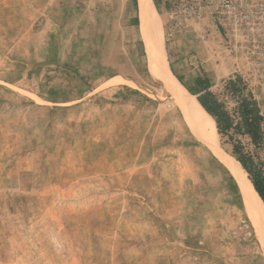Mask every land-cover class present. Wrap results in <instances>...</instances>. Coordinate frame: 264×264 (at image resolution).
<instances>
[{"label": "rangeland", "instance_id": "rangeland-1", "mask_svg": "<svg viewBox=\"0 0 264 264\" xmlns=\"http://www.w3.org/2000/svg\"><path fill=\"white\" fill-rule=\"evenodd\" d=\"M153 3L165 74L150 67L138 0H0V264H264L242 197L209 196L179 144L197 77L232 111L225 82L240 75L263 115L264 80L245 75L211 12L179 29L186 1ZM236 139L246 176L264 181V144Z\"/></svg>", "mask_w": 264, "mask_h": 264}, {"label": "bare ground", "instance_id": "bare-ground-1", "mask_svg": "<svg viewBox=\"0 0 264 264\" xmlns=\"http://www.w3.org/2000/svg\"><path fill=\"white\" fill-rule=\"evenodd\" d=\"M138 3L140 8V33L146 43V51L148 52L150 67L154 72L165 74L164 70H166V63L163 45V30L153 0H138ZM174 86L176 88L178 87V89L182 88L178 81H175ZM173 91L176 90L173 88ZM176 93L178 92L176 91ZM179 93L178 96L181 94ZM182 104L184 105V103ZM186 112L190 120V131H182L179 144L183 146L184 149H191L192 152L194 151L196 154L198 163L196 166L200 167L203 177L209 184V196L221 197V193H223L227 187H231L236 194H239L242 197L244 206L249 212L247 213L251 215L253 224L256 227L258 239L263 243V200L257 193L251 180L246 176L242 165L236 159L227 155L219 146L216 138L217 133L214 119L207 113L195 97L192 104L187 105ZM210 158L216 159L227 175L232 178L231 182L225 181L226 183H223L221 181L220 175L209 162Z\"/></svg>", "mask_w": 264, "mask_h": 264}, {"label": "built area", "instance_id": "built-area-1", "mask_svg": "<svg viewBox=\"0 0 264 264\" xmlns=\"http://www.w3.org/2000/svg\"><path fill=\"white\" fill-rule=\"evenodd\" d=\"M168 1L179 8V0ZM185 1L190 13L186 19L178 18L175 27L182 29L186 23L200 24L211 12V23L224 29L227 48L245 63V75L260 76L264 80V0Z\"/></svg>", "mask_w": 264, "mask_h": 264}, {"label": "trees", "instance_id": "trees-1", "mask_svg": "<svg viewBox=\"0 0 264 264\" xmlns=\"http://www.w3.org/2000/svg\"><path fill=\"white\" fill-rule=\"evenodd\" d=\"M197 99L203 108L214 117L217 129L223 136L234 142V154L238 157L243 168L251 174L253 158L250 152H245L243 145L236 139L237 135L247 136L251 143L260 149L264 144V115L253 90L240 76H231L226 83V90L236 101L237 106L232 111L226 109L225 104L219 101L210 90L208 78L197 77ZM254 187L264 200V181L251 178Z\"/></svg>", "mask_w": 264, "mask_h": 264}, {"label": "crops", "instance_id": "crops-1", "mask_svg": "<svg viewBox=\"0 0 264 264\" xmlns=\"http://www.w3.org/2000/svg\"><path fill=\"white\" fill-rule=\"evenodd\" d=\"M36 10H37V9H36ZM240 63H241V62H240ZM236 68H237V67H236ZM236 70H237V69H235V72H237Z\"/></svg>", "mask_w": 264, "mask_h": 264}]
</instances>
